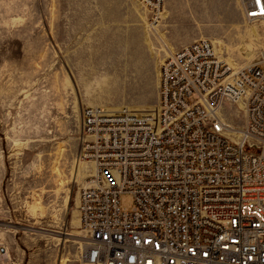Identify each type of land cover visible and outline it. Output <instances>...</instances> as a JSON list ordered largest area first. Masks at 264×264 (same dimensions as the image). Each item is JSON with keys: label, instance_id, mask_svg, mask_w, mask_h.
Instances as JSON below:
<instances>
[{"label": "rangeland", "instance_id": "374dc122", "mask_svg": "<svg viewBox=\"0 0 264 264\" xmlns=\"http://www.w3.org/2000/svg\"><path fill=\"white\" fill-rule=\"evenodd\" d=\"M164 9L151 26L138 0H0V264H81L78 197L93 163L73 171L85 107L156 115L168 52L207 37L239 68L264 47V23L247 21L241 0ZM225 108L242 125L241 108ZM120 203L131 209L133 196Z\"/></svg>", "mask_w": 264, "mask_h": 264}, {"label": "built area", "instance_id": "2783aa9c", "mask_svg": "<svg viewBox=\"0 0 264 264\" xmlns=\"http://www.w3.org/2000/svg\"><path fill=\"white\" fill-rule=\"evenodd\" d=\"M164 1L138 0L151 26ZM241 6L264 23V0ZM80 126L79 159L98 172L78 197L81 264H264V47L233 73L195 39L162 59L156 115L87 106Z\"/></svg>", "mask_w": 264, "mask_h": 264}, {"label": "bare ground", "instance_id": "6f19581e", "mask_svg": "<svg viewBox=\"0 0 264 264\" xmlns=\"http://www.w3.org/2000/svg\"><path fill=\"white\" fill-rule=\"evenodd\" d=\"M165 12V9L161 12V14L162 13H164ZM159 22H160V20H159ZM157 24H155L154 26H156ZM203 38V37H202ZM162 41H163V39H161ZM211 40V39H210ZM212 41V40H211ZM212 43H213V45H214V48H215V54L217 55V57L219 58V59H221V60H223L222 58H221V56L219 55V51H218V48H216L217 46H216V43H219V44H221L222 45V42L221 41H212ZM215 43V44H214ZM171 52H173V51H171ZM171 52H168V54H170ZM259 55H260V53H259ZM259 57V56H258ZM228 59V58H227ZM230 59V58H229ZM224 62H226L225 60H223ZM230 62V61H229ZM228 62V63H229ZM227 63V62H226ZM227 63V64H228ZM231 63V62H230ZM228 64L229 66H230V68L233 70V73H236V72H238L242 67H237L235 64ZM244 67V66H243ZM221 111H223V110H221ZM232 126V125H231ZM78 163H76L75 165H74V171H73V175H74V177H77L78 175H80V173H81V169L87 164V162L88 161H86V162H82V160L81 159H79V161H77ZM92 167H93V170L91 171V173L90 174H84L83 175V177L84 178H89V180L87 181V184L89 185H91V184H93V182H94V180H93V178L94 177H96L97 175H98V172H97V170H96V168H95V165L94 164H92ZM67 234V233H66ZM74 236H77V235H74ZM63 262V260L61 261V263Z\"/></svg>", "mask_w": 264, "mask_h": 264}, {"label": "crops", "instance_id": "0c3cea01", "mask_svg": "<svg viewBox=\"0 0 264 264\" xmlns=\"http://www.w3.org/2000/svg\"><path fill=\"white\" fill-rule=\"evenodd\" d=\"M169 48V47H168Z\"/></svg>", "mask_w": 264, "mask_h": 264}]
</instances>
